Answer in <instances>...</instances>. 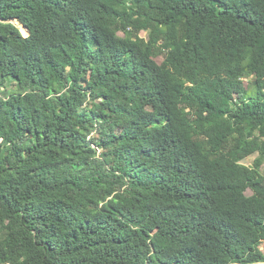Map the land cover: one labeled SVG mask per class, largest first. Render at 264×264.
<instances>
[{
    "label": "trees",
    "instance_id": "trees-1",
    "mask_svg": "<svg viewBox=\"0 0 264 264\" xmlns=\"http://www.w3.org/2000/svg\"><path fill=\"white\" fill-rule=\"evenodd\" d=\"M259 74L264 0H0V264H264Z\"/></svg>",
    "mask_w": 264,
    "mask_h": 264
},
{
    "label": "rangeland",
    "instance_id": "rangeland-1",
    "mask_svg": "<svg viewBox=\"0 0 264 264\" xmlns=\"http://www.w3.org/2000/svg\"><path fill=\"white\" fill-rule=\"evenodd\" d=\"M14 23L19 26V28L21 29L23 35L28 36V32H29L28 30L21 28V25H19L17 22H14ZM120 35L123 36V33H120ZM142 36L145 37V38H147V33L146 32H143L142 33ZM158 60H159V62H162L163 58L160 57ZM263 81H264V74H259V75H256V76H254L253 78H251L249 80H246L245 81V85H246L247 89L248 88L251 89V86L255 82L260 87V85L262 86ZM261 91H262V89H261ZM249 92L251 93V91H249ZM258 156H259L258 154H255V155H253V156L245 159L242 163L245 164V165H247V166L254 167L255 166V160L258 158ZM261 173L264 175V164H263V166L261 168ZM246 194L248 196H252L254 194V192L252 190H248L246 192ZM262 250L264 252V244L262 245Z\"/></svg>",
    "mask_w": 264,
    "mask_h": 264
},
{
    "label": "water",
    "instance_id": "water-1",
    "mask_svg": "<svg viewBox=\"0 0 264 264\" xmlns=\"http://www.w3.org/2000/svg\"><path fill=\"white\" fill-rule=\"evenodd\" d=\"M26 29V28H25ZM30 32H28V34H29Z\"/></svg>",
    "mask_w": 264,
    "mask_h": 264
}]
</instances>
